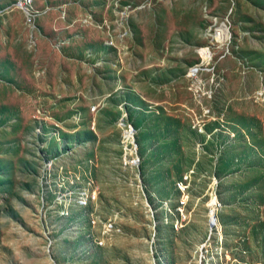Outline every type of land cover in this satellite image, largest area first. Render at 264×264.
<instances>
[{"label": "rangeland", "instance_id": "1", "mask_svg": "<svg viewBox=\"0 0 264 264\" xmlns=\"http://www.w3.org/2000/svg\"><path fill=\"white\" fill-rule=\"evenodd\" d=\"M0 264H264V0H0Z\"/></svg>", "mask_w": 264, "mask_h": 264}, {"label": "bare ground", "instance_id": "2", "mask_svg": "<svg viewBox=\"0 0 264 264\" xmlns=\"http://www.w3.org/2000/svg\"><path fill=\"white\" fill-rule=\"evenodd\" d=\"M214 205H215V201H213V203H212V210H211L212 212L215 211V209H216V208L214 207ZM213 213H214V212H213Z\"/></svg>", "mask_w": 264, "mask_h": 264}, {"label": "built area", "instance_id": "3", "mask_svg": "<svg viewBox=\"0 0 264 264\" xmlns=\"http://www.w3.org/2000/svg\"><path fill=\"white\" fill-rule=\"evenodd\" d=\"M17 6L19 7V8H21L20 6H19V2L17 3ZM28 9H25V11H27Z\"/></svg>", "mask_w": 264, "mask_h": 264}]
</instances>
